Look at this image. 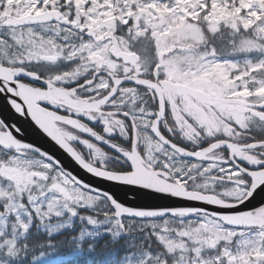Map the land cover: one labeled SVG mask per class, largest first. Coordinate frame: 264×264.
Instances as JSON below:
<instances>
[{
  "label": "snow or ice",
  "instance_id": "6c2138e0",
  "mask_svg": "<svg viewBox=\"0 0 264 264\" xmlns=\"http://www.w3.org/2000/svg\"><path fill=\"white\" fill-rule=\"evenodd\" d=\"M0 264H264V0H0Z\"/></svg>",
  "mask_w": 264,
  "mask_h": 264
}]
</instances>
